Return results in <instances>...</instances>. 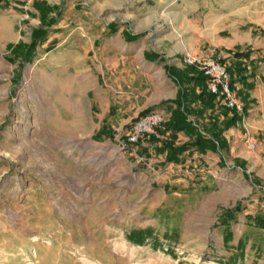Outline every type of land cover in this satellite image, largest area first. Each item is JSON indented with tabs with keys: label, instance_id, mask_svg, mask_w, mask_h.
<instances>
[{
	"label": "rangeland",
	"instance_id": "374dc122",
	"mask_svg": "<svg viewBox=\"0 0 264 264\" xmlns=\"http://www.w3.org/2000/svg\"><path fill=\"white\" fill-rule=\"evenodd\" d=\"M180 14L243 104L194 119L218 147L189 166L120 148L161 105L145 65L109 88L116 48L186 44ZM0 264H264V0H0Z\"/></svg>",
	"mask_w": 264,
	"mask_h": 264
},
{
	"label": "crops",
	"instance_id": "0c3cea01",
	"mask_svg": "<svg viewBox=\"0 0 264 264\" xmlns=\"http://www.w3.org/2000/svg\"><path fill=\"white\" fill-rule=\"evenodd\" d=\"M176 18L179 20L180 25L183 26L180 32H177L176 37H179L180 35H186V44L183 42V40H181V42L172 44L171 47H167L164 50L160 49L159 46L157 49L151 50L150 53L146 49L137 47L135 52L137 57L134 59V61L136 62L135 64L138 63L139 65H136V67L133 66V61H131V58L133 57H130L129 55L130 53H133L128 51L130 47L127 45H122L120 48H116L118 50L116 51V54L122 53V58L120 60L123 63V67L117 69L118 72L122 73V77L111 76L112 78L110 79L109 88H113L114 86H124L126 83L124 75H129V72L134 68H136V73L139 75L141 72L140 68L145 65L146 71L149 73L150 78L153 79V84H158L159 89L161 86H164L162 91H149V93L151 92L150 97L153 99L150 101L151 103H147V105L161 102V105H159L158 108L154 106L153 109L160 112L166 122H168L172 116L175 115V113L180 111L185 115V120L191 124V127L186 133L180 130L174 134L176 136V140H171L173 141L172 146L175 145L178 147L179 145L184 144L186 145V148L182 152L176 154V159L171 160H168L169 157H166L167 152L169 151L167 150V143L170 141L171 135H173V132L168 128V132L165 134L167 138L165 139L167 141L156 144V146H158L157 148L159 149H155V151L163 149L164 152V158L160 159L159 161L164 162L165 165L166 163L182 162L183 164L189 166L203 163L205 158L210 157H207L202 151H199L198 149H203L204 147H218V143L214 139L215 137L212 132H201L197 125H195L194 119L196 118V120H201L200 117L215 116V113L219 108H217L218 105L216 104L215 98L207 91L204 76H202L196 67L190 65L186 66L184 64V58L188 55L205 58L209 57L212 52L210 49H203L199 43V39L195 35L197 27L195 24V18H189L184 14L176 16ZM155 44L157 43L155 42ZM131 48L135 47L132 46ZM138 52H141L142 54L140 58L138 56ZM155 77H159L160 81ZM151 84L152 82L148 83V85ZM132 93H134V91ZM176 99H178V102L179 100L181 101L179 105H176L173 102ZM210 99H212L211 103ZM209 104H214V107L209 106ZM225 110L229 111L227 109ZM109 126V128L115 129L113 125ZM130 126L127 127L125 133L128 131ZM199 131L201 134L198 137L197 132ZM228 146L232 147L233 145L228 142ZM189 154L192 155L189 156ZM165 168L167 170L168 167ZM242 218L243 219H240L237 216L235 221L245 223V218ZM229 219H227L229 222L228 225L231 224L230 222H234V219ZM255 223L256 222H254L253 225H255Z\"/></svg>",
	"mask_w": 264,
	"mask_h": 264
},
{
	"label": "built area",
	"instance_id": "2783aa9c",
	"mask_svg": "<svg viewBox=\"0 0 264 264\" xmlns=\"http://www.w3.org/2000/svg\"><path fill=\"white\" fill-rule=\"evenodd\" d=\"M184 62L194 65L202 73L207 91L215 98L218 106L236 113L243 111V104L232 90L229 75L219 57L186 56ZM164 123L165 120L160 112H147L131 124L121 139L120 148L126 153H134L137 144L143 140H147L149 147L153 148L155 143L164 138L163 131L166 130ZM246 142L248 146H254L251 138Z\"/></svg>",
	"mask_w": 264,
	"mask_h": 264
},
{
	"label": "trees",
	"instance_id": "16d2710c",
	"mask_svg": "<svg viewBox=\"0 0 264 264\" xmlns=\"http://www.w3.org/2000/svg\"><path fill=\"white\" fill-rule=\"evenodd\" d=\"M173 102L176 105H179L181 103L180 100L178 102V99L174 100ZM166 125H167L166 126L167 130L169 128L173 132V135H171L170 141L173 140V138H176L174 135L176 132L181 130L184 133H186L189 130V128L191 127V124L185 120V115L180 111L175 113V115L172 116V118L168 121V123ZM185 148H186V145H184V144H181L175 148L174 147L172 148V147H170V145L169 146L167 145V150H169L171 152V153H169L170 155H169L168 160L170 159L171 156L174 158L176 156V154L182 152ZM133 234H134V237L132 238L133 239L132 242L139 244L140 241L137 242L136 240L140 239L142 237V235H141L142 231H138V232H135Z\"/></svg>",
	"mask_w": 264,
	"mask_h": 264
}]
</instances>
